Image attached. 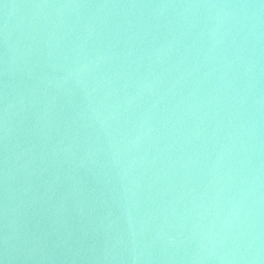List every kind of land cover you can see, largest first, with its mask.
Masks as SVG:
<instances>
[{"label": "water", "instance_id": "1", "mask_svg": "<svg viewBox=\"0 0 264 264\" xmlns=\"http://www.w3.org/2000/svg\"><path fill=\"white\" fill-rule=\"evenodd\" d=\"M0 264H264V0H0Z\"/></svg>", "mask_w": 264, "mask_h": 264}]
</instances>
